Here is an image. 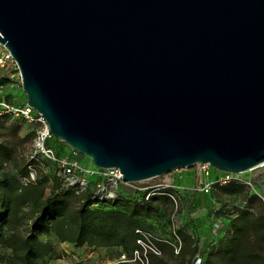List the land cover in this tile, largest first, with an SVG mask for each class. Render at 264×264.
Returning <instances> with one entry per match:
<instances>
[{
	"label": "water",
	"instance_id": "obj_1",
	"mask_svg": "<svg viewBox=\"0 0 264 264\" xmlns=\"http://www.w3.org/2000/svg\"><path fill=\"white\" fill-rule=\"evenodd\" d=\"M0 45L51 135L124 182L264 162V0H0Z\"/></svg>",
	"mask_w": 264,
	"mask_h": 264
},
{
	"label": "trees",
	"instance_id": "obj_2",
	"mask_svg": "<svg viewBox=\"0 0 264 264\" xmlns=\"http://www.w3.org/2000/svg\"><path fill=\"white\" fill-rule=\"evenodd\" d=\"M9 67L8 64L0 70L10 69ZM1 98L16 106L26 103H15L9 95ZM0 117L12 118L8 129L13 135L17 134L19 124L25 122L21 117H11L8 114ZM30 135L33 132L27 136ZM55 139L51 136L46 144L59 155V150L52 146ZM13 150L10 144L0 143V166L13 159ZM42 163L41 160L31 158L23 165L14 164L20 179L0 180V263L47 264V261L58 256L56 247L50 240L52 236L58 242H70L76 247L86 245L92 248H118L121 250L120 254L131 257L133 251L139 248L136 242L139 234L136 230H146L142 227V220L159 213L163 208L173 211L169 197L172 189L159 187L146 199L148 191L137 192L121 188L114 199L100 202L94 196V185L98 180L96 178H90L87 189L79 194L71 188L62 190V180L57 173H38L34 181H27L31 167ZM212 174L215 175L213 172ZM218 188L222 194L231 195L245 187L234 182L216 186L214 190ZM213 191L211 196H215ZM126 192L131 196L128 197ZM210 195L192 193L186 200L187 206L194 211L205 204ZM255 203L260 209L258 213L253 209ZM223 206L224 204L218 212H222ZM231 209L233 216L225 223V234L217 240L214 237L210 243H203L202 246H199L198 239L195 238L197 242H194L193 249L189 251L188 259V251L182 244L188 235L183 234L184 230L179 228L176 229L181 240L179 252L175 254L172 246L161 242L158 243L161 254L167 249L170 257L178 259V264H193L196 256L201 258L199 264H216L213 255H218L224 264H264V203L257 196L249 195L244 206L236 205ZM224 211L230 213V209ZM209 215L199 222L204 224L207 220L211 221ZM43 236L46 240L41 239ZM189 237L192 239L191 235ZM251 238L254 239L253 244H250ZM215 240L216 244L212 245ZM2 249L9 250V253H4ZM159 256L161 255L148 253V264H168Z\"/></svg>",
	"mask_w": 264,
	"mask_h": 264
},
{
	"label": "built area",
	"instance_id": "obj_3",
	"mask_svg": "<svg viewBox=\"0 0 264 264\" xmlns=\"http://www.w3.org/2000/svg\"><path fill=\"white\" fill-rule=\"evenodd\" d=\"M0 68H5L8 64L10 65V76L9 80H16L21 83V75L18 66L13 59L10 52L0 45ZM0 86V97H3L1 93ZM8 114L11 117H21L26 123L33 125L34 136H33V154L32 158L37 161L42 159L48 162L56 163L59 167L57 175L61 178V189L67 190L69 188L74 189V191L79 194L85 191L88 187L89 179H98L94 185V196L96 201H107L114 199L121 188H125L130 191H148L146 194V199L150 196L153 190L161 188L172 189L169 197L173 204V213L179 210L182 204L184 192L188 189L192 193L210 195L216 186H223L231 183H238L244 185L246 189H249L250 195H255L257 198L264 203V199L260 193L258 186L255 184L256 177L243 176V173H229L219 171L215 175L212 174L210 165L207 163H196L191 171L193 172V183L190 187L183 185L179 182L171 180L166 183H159L156 185H146L140 186V182H124L122 180V174L117 168H96L83 166L75 158H70L67 156L59 157L56 155L53 148L47 146V140L52 136L45 119L41 114L35 112L26 103L23 106H16L7 100L0 99V116ZM256 168H261L264 171V162L258 164L254 168L246 171H252ZM245 172V173H246ZM35 170H30L29 178L27 181H34L36 174ZM150 180V179H149ZM146 181V180H145ZM96 205V204H94ZM236 206V205H235ZM221 203L214 197L210 195L208 201L201 205L197 210L201 212L202 216L209 215L212 222V232L215 239H219L225 234V223L230 220L233 216L232 206H223L222 212H218L221 209ZM230 209V213H226L224 210ZM191 212V213H192ZM190 213V214H191ZM139 234L137 239V244L139 248L135 249L131 257H127L125 254H120L119 260L121 262H136L138 264H148V253H153L155 255H161V249L158 243L164 242L173 247L174 253L177 254L181 247V240L176 233L175 227L172 229V235L174 236L173 241L168 239H161L154 236L150 231L144 229L136 230ZM216 240L213 244H216ZM199 246H202L203 242L198 241ZM200 257L196 256L194 258L193 264L200 263Z\"/></svg>",
	"mask_w": 264,
	"mask_h": 264
},
{
	"label": "rangeland",
	"instance_id": "obj_4",
	"mask_svg": "<svg viewBox=\"0 0 264 264\" xmlns=\"http://www.w3.org/2000/svg\"><path fill=\"white\" fill-rule=\"evenodd\" d=\"M1 47V46H0ZM10 69H6L4 71L0 70V86L2 95H9L11 101L15 103L26 102L25 94L22 91L21 83L16 80H9ZM12 122V118L4 119L0 117V143L10 144L13 150V159L2 166H0V180L5 179L7 181H11L14 179H20L19 174L16 171L15 165H23L29 159H31L33 154V136L34 130L33 125L22 122L19 124V129L16 135L12 134V131L8 129V126ZM33 132V135L27 136L29 133ZM55 138V137H54ZM52 146L58 151L59 157H70L75 158L79 161V163L83 166L92 167L91 160L77 151H73L68 145L60 141L59 139H55L52 141ZM38 164L35 167H31L32 170H35V174L38 173H47L49 175L53 173H58L59 167L56 163L53 162H44ZM213 173H218L216 169L212 168ZM261 172V168H256L249 172H244L243 176H252L256 177ZM174 180L179 182L187 187H190L193 183V172L191 168H184L177 171L172 172L171 174L156 177L150 180H146L140 186L146 185H156L159 183H166ZM249 189L244 188L242 191L225 195L222 194L218 189L213 191L214 197L222 204L230 205V206H244V202L247 199L249 194ZM127 196L130 197L131 194L126 192ZM184 197L182 200L181 208L177 210L176 213H173L171 210L161 209V211L157 214L151 215L149 218L142 220V227L146 230L150 231L154 236L161 239H168L173 241L172 229H183V234L187 236L185 241L182 244L185 245V249H187L186 259L189 258V251L193 249V244L198 239V241H202L204 244L207 242L210 243L212 239L215 237L211 226L212 222L207 220L204 224L200 223L199 220L204 216H202L200 211L192 212L190 208L187 206V198L192 194L191 190H187L184 192ZM130 195V196H129ZM93 207H101V206H93ZM108 207V206H106ZM253 209L258 213L260 209L258 205L255 203ZM192 212V213H191ZM191 213V214H190ZM205 218V217H204ZM204 222V221H201ZM192 236V239L189 237ZM194 237V239H193ZM42 240H46V237H41ZM50 240L54 243L57 255H62L60 260L47 261V264H119L121 261L119 260L120 249L114 247H105V248H90L85 245L84 249H76L74 245L70 242H58L53 236L50 237ZM250 244L253 242V238H251ZM253 244V243H252ZM2 251L6 254L9 253V250L2 249ZM209 256V255H208ZM159 258L162 261H166L168 264H178V259L170 257L168 255L167 249L163 250L161 256ZM215 259L216 264H224L218 255H213L212 257ZM7 264V263H0ZM152 264H162L159 262H155Z\"/></svg>",
	"mask_w": 264,
	"mask_h": 264
},
{
	"label": "flooded vegetation",
	"instance_id": "obj_5",
	"mask_svg": "<svg viewBox=\"0 0 264 264\" xmlns=\"http://www.w3.org/2000/svg\"><path fill=\"white\" fill-rule=\"evenodd\" d=\"M258 183H264V171H261L257 178L255 179V184L258 186Z\"/></svg>",
	"mask_w": 264,
	"mask_h": 264
},
{
	"label": "crops",
	"instance_id": "obj_6",
	"mask_svg": "<svg viewBox=\"0 0 264 264\" xmlns=\"http://www.w3.org/2000/svg\"><path fill=\"white\" fill-rule=\"evenodd\" d=\"M84 247H85V245L84 246H80V247L74 246V248H76V249H84ZM90 248H92V247H90ZM120 253H121V250H120ZM61 258H62V255H58L55 258L50 259L49 261L60 260Z\"/></svg>",
	"mask_w": 264,
	"mask_h": 264
}]
</instances>
